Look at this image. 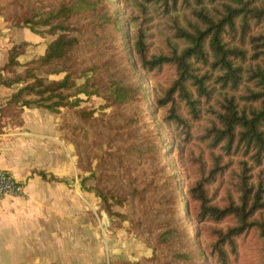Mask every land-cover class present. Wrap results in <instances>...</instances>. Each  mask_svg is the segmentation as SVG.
Wrapping results in <instances>:
<instances>
[{"label": "rangeland", "instance_id": "obj_1", "mask_svg": "<svg viewBox=\"0 0 264 264\" xmlns=\"http://www.w3.org/2000/svg\"><path fill=\"white\" fill-rule=\"evenodd\" d=\"M73 1L77 0H0V17L11 28L30 27L54 41L62 34L51 33L55 20L50 26L41 24L50 13ZM111 1L118 26L106 27L96 13L82 10L68 22L76 30L72 35L82 42L72 60L62 66L32 67L34 76L46 83L62 80L65 73H53L66 67L77 78L72 95L84 87L99 91L98 95L78 96V109L93 112L95 121L84 123L70 109L58 114L59 128L75 164L73 179L81 186V192L73 189H78L80 204L75 210L81 213L72 226L94 227L98 237L109 244V253L111 245L119 248V259L116 254L109 259L104 247V261L98 264H221L219 254H212L219 239L216 231L227 230L233 220L204 216L198 184L202 182L207 206L227 207L230 197L238 200L232 184L233 174L242 170L241 158L238 154L224 157L222 165L227 169L213 178V158L208 144L200 140L208 116L191 125L190 135L187 129L181 131L163 120L171 108H159L157 101L175 78L173 68L164 65L144 71L127 54L138 32L145 37L149 55L168 53L169 20L153 7L141 14L137 0ZM28 17L39 25H26ZM113 85L131 88L135 95L117 102L111 92ZM250 175L257 186L264 185V165L254 167ZM262 217L264 209L258 218ZM92 233L86 236H95ZM223 249L227 264H264V240L255 229ZM184 254L192 256L180 258Z\"/></svg>", "mask_w": 264, "mask_h": 264}, {"label": "trees", "instance_id": "obj_2", "mask_svg": "<svg viewBox=\"0 0 264 264\" xmlns=\"http://www.w3.org/2000/svg\"><path fill=\"white\" fill-rule=\"evenodd\" d=\"M105 1L77 0L63 5L56 13H48L49 17L41 25L50 26L55 20L51 33L61 31L62 34L48 45L43 57L25 65L21 72L17 70L21 67L17 62L20 52L11 51L0 85L21 87L1 111L2 117L21 124L18 118L23 107H37L56 114L61 110H74L84 123L96 120L93 112L78 109V96L98 95V89L93 92L84 87L80 93L72 95L77 78L67 73L66 67L53 73L66 76L51 83L35 77L32 67L62 66L72 60L82 42L78 35H72L76 30L68 22L82 10L96 13L106 27L118 26L119 20L111 9L112 1ZM136 6L143 15L153 7L169 20L168 53L149 55L145 37L138 32L127 54L133 56L139 69L144 71L164 65L173 68L175 78L157 101V107L171 108L170 115L163 120L174 123L181 131L187 129L190 135L191 125L208 116L200 140L208 144L213 158L210 171L213 178L227 169L222 165L224 157L238 154L241 158L242 170L233 174L235 183L232 184L238 200L230 197L227 207L207 206L202 182L198 184L204 216L215 221L233 220V226L227 230L216 231L219 239L212 253L213 256L219 254L218 262L227 264L223 248L233 245L235 238L255 229L264 240V217L258 218L264 209V185L257 186L250 175L254 167L264 165V0H137ZM24 23L33 27L39 25L33 17H28ZM111 92L115 100L122 103L135 95L131 88L119 85H113ZM181 109L185 110V115ZM217 151L221 153L217 155ZM100 197L107 202L106 194L101 192ZM191 256L184 254L180 258ZM200 256L196 254L198 259Z\"/></svg>", "mask_w": 264, "mask_h": 264}, {"label": "crops", "instance_id": "obj_3", "mask_svg": "<svg viewBox=\"0 0 264 264\" xmlns=\"http://www.w3.org/2000/svg\"><path fill=\"white\" fill-rule=\"evenodd\" d=\"M51 42L30 27L11 28L0 17V80L11 51L20 52L21 72L43 57ZM20 87L0 85V171L25 186L23 197H0V264H98L104 261V247L109 259L118 258L119 248L111 245L109 253L94 227L72 226L81 213L75 210L81 186L73 179L75 164L60 116L37 107H23L21 124L1 116Z\"/></svg>", "mask_w": 264, "mask_h": 264}, {"label": "built area", "instance_id": "obj_4", "mask_svg": "<svg viewBox=\"0 0 264 264\" xmlns=\"http://www.w3.org/2000/svg\"><path fill=\"white\" fill-rule=\"evenodd\" d=\"M25 186L6 171H0V197H23Z\"/></svg>", "mask_w": 264, "mask_h": 264}]
</instances>
